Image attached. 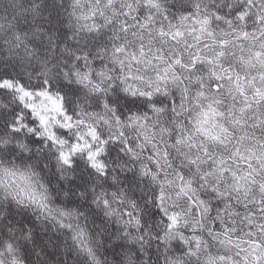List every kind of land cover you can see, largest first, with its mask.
I'll list each match as a JSON object with an SVG mask.
<instances>
[{"label": "snow or ice", "instance_id": "1", "mask_svg": "<svg viewBox=\"0 0 264 264\" xmlns=\"http://www.w3.org/2000/svg\"><path fill=\"white\" fill-rule=\"evenodd\" d=\"M0 264H264V0H0Z\"/></svg>", "mask_w": 264, "mask_h": 264}]
</instances>
